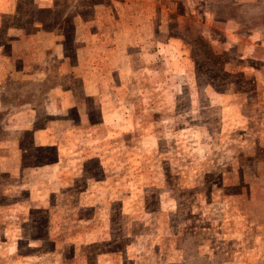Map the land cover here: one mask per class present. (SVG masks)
Masks as SVG:
<instances>
[{
	"label": "rangeland",
	"instance_id": "rangeland-1",
	"mask_svg": "<svg viewBox=\"0 0 264 264\" xmlns=\"http://www.w3.org/2000/svg\"><path fill=\"white\" fill-rule=\"evenodd\" d=\"M0 264H264V0H0Z\"/></svg>",
	"mask_w": 264,
	"mask_h": 264
}]
</instances>
